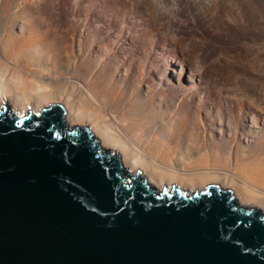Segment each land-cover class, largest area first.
Listing matches in <instances>:
<instances>
[{"label": "water", "instance_id": "water-1", "mask_svg": "<svg viewBox=\"0 0 264 264\" xmlns=\"http://www.w3.org/2000/svg\"><path fill=\"white\" fill-rule=\"evenodd\" d=\"M63 108L0 110V264H264V215L210 185L156 194Z\"/></svg>", "mask_w": 264, "mask_h": 264}, {"label": "rangeland", "instance_id": "rangeland-1", "mask_svg": "<svg viewBox=\"0 0 264 264\" xmlns=\"http://www.w3.org/2000/svg\"><path fill=\"white\" fill-rule=\"evenodd\" d=\"M4 2L0 19H28L60 55L83 50L102 69L109 50V61L128 60L113 62L121 78L141 69L143 88L157 93L156 113L186 121L187 133L264 135V0Z\"/></svg>", "mask_w": 264, "mask_h": 264}, {"label": "bare ground", "instance_id": "bare-ground-1", "mask_svg": "<svg viewBox=\"0 0 264 264\" xmlns=\"http://www.w3.org/2000/svg\"><path fill=\"white\" fill-rule=\"evenodd\" d=\"M101 37L98 44L108 38ZM47 40L28 19H0V110L6 106L24 118L60 105L66 131L87 130L97 150L154 193L191 195L213 185L264 215V135L252 142L241 130L228 139L203 128L187 133L186 121L156 113L157 93L143 88L141 69L120 77L114 63L123 67L127 59L109 61L106 50L103 61L110 63L101 69L86 51L60 55ZM163 101L172 108L173 100Z\"/></svg>", "mask_w": 264, "mask_h": 264}]
</instances>
